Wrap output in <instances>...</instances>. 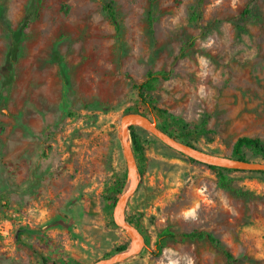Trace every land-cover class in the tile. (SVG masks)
Returning <instances> with one entry per match:
<instances>
[{"label":"rangeland","instance_id":"1","mask_svg":"<svg viewBox=\"0 0 264 264\" xmlns=\"http://www.w3.org/2000/svg\"><path fill=\"white\" fill-rule=\"evenodd\" d=\"M147 71L169 75L150 92L149 111L132 88ZM130 113L169 132L191 126L175 140L219 161L238 162L231 150L239 137L264 143V0H0L1 181L26 185L21 203L10 198L27 209L14 223L0 192V219L14 226L9 240L0 238V264H94L133 241L140 247L102 203L127 174L120 121ZM137 128L139 184L121 222L144 244L118 264H226L204 240H158L165 229L209 232L236 264H264V171L227 173L236 197L206 165ZM243 155V163H264L258 151ZM129 184L127 175L121 193Z\"/></svg>","mask_w":264,"mask_h":264},{"label":"trees","instance_id":"2","mask_svg":"<svg viewBox=\"0 0 264 264\" xmlns=\"http://www.w3.org/2000/svg\"><path fill=\"white\" fill-rule=\"evenodd\" d=\"M103 11L106 13L107 17L113 24L115 31H118V23L115 18V11L113 7L109 4L103 6ZM30 16L26 17L23 21L22 27H26L27 22L29 21ZM15 53H16V42L15 40L10 41L7 51L4 57V68L9 69L11 65L15 61ZM169 75L165 72H152L147 71L145 74L144 81L138 84H132V88L137 94L138 100L144 110H153L152 101L150 100L149 94L155 89L156 84L160 80H166ZM137 113H142L137 110ZM143 114V113H142ZM144 115V114H143ZM146 116V115H145ZM159 129L167 133L169 136L173 137L174 139H178V136H181L180 131L192 129L191 126L186 125L179 129L171 128L170 132L165 127H159ZM139 129L135 126L129 127V136L132 143V154L134 159L138 163V166L141 162V157L143 156V145L138 135ZM178 134V136H177ZM244 149H252L258 151L261 154H264V143L256 138H249V137H239L233 144L231 150V158L238 162H244ZM191 162H195L191 159H188ZM208 169L214 171L216 174L217 179V186L236 196L239 197L242 195L240 191L234 188L230 184V179L226 176L227 173H235L240 171H234L229 169H223L218 167H209ZM263 173L264 172H260ZM127 178L126 172L122 175L117 176L114 178V181L110 187L105 189L102 195V203L108 207H114L118 196L121 193L125 180ZM158 240H172L178 242H191V241H206L214 250H216L221 256L225 259L226 264H236L238 259L235 258L228 250H226L221 242L215 237L213 234L205 231H192L189 233H182V234H175L172 231L165 229L163 230L159 236ZM125 250L124 246H120L117 248L116 252H123ZM43 264H45V260H43Z\"/></svg>","mask_w":264,"mask_h":264},{"label":"water","instance_id":"3","mask_svg":"<svg viewBox=\"0 0 264 264\" xmlns=\"http://www.w3.org/2000/svg\"><path fill=\"white\" fill-rule=\"evenodd\" d=\"M130 126H137L145 130L155 139L163 143L165 146L173 149L174 151L184 155L186 158L191 159L197 163L209 167H218L234 171H264V163L247 164L243 162H224L209 158L207 156H202L194 152L192 149L178 143L174 138L170 137L169 135L158 129L153 122H148L142 115L134 113L125 115L120 121V140L125 161V168L131 184L127 186V188L120 194V196L116 200L113 212V222L116 226L127 230L132 237L134 235H137L140 241V247H136L133 241L132 246L128 251L112 258L101 259L95 262L94 264L122 263L128 258L137 255L144 244L143 238L138 234L136 229L133 226L119 221L116 216V209L120 205H123L134 194L139 184L138 173L134 165L132 150L127 143V134Z\"/></svg>","mask_w":264,"mask_h":264},{"label":"crops","instance_id":"4","mask_svg":"<svg viewBox=\"0 0 264 264\" xmlns=\"http://www.w3.org/2000/svg\"><path fill=\"white\" fill-rule=\"evenodd\" d=\"M79 158H80V161H81L82 157H79ZM12 174H13V176L18 174L17 170L13 171ZM4 175L6 176V173L3 170H1L0 171V192L4 193L5 195H7V198H8L7 200L11 201L10 203H12V205L14 206V207L12 206V210L10 212L6 213V214L11 215L13 218H16L14 223H16V224L18 222L22 223V222H24V217H25L24 214H27V209L22 207L21 204H20V207H19V203L22 202L21 200L24 197L26 185L22 184V183H17V182H14L12 184H7L6 182L1 181V177L3 178ZM75 182H77V180H75ZM93 184H94L93 181H91V186L89 187V189H92ZM14 196H17L19 198V200H18V201H20L19 203H16L14 201V199L10 198V197H14ZM74 197H78L77 193L74 195ZM53 198H54V196L51 195L50 199H53ZM69 198L72 199L73 196L70 195ZM0 203L4 204V201H1ZM36 213L40 214V210L37 209Z\"/></svg>","mask_w":264,"mask_h":264},{"label":"built area","instance_id":"5","mask_svg":"<svg viewBox=\"0 0 264 264\" xmlns=\"http://www.w3.org/2000/svg\"><path fill=\"white\" fill-rule=\"evenodd\" d=\"M14 226L11 217L7 216L0 219V238L9 240L13 234Z\"/></svg>","mask_w":264,"mask_h":264},{"label":"bare ground","instance_id":"6","mask_svg":"<svg viewBox=\"0 0 264 264\" xmlns=\"http://www.w3.org/2000/svg\"><path fill=\"white\" fill-rule=\"evenodd\" d=\"M127 143H128V138H127ZM130 184H131V182H130ZM122 205H120L117 209H116V216H117V218H118V220L119 221H121V219H122Z\"/></svg>","mask_w":264,"mask_h":264}]
</instances>
